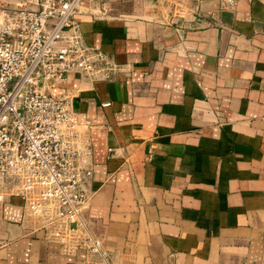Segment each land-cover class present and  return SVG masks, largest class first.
Returning a JSON list of instances; mask_svg holds the SVG:
<instances>
[{
  "label": "crops",
  "instance_id": "1",
  "mask_svg": "<svg viewBox=\"0 0 264 264\" xmlns=\"http://www.w3.org/2000/svg\"><path fill=\"white\" fill-rule=\"evenodd\" d=\"M77 20L115 69L51 92L74 96L91 140L83 219L109 263L264 264V4L145 0ZM0 264L102 263L64 253L6 195Z\"/></svg>",
  "mask_w": 264,
  "mask_h": 264
},
{
  "label": "built area",
  "instance_id": "2",
  "mask_svg": "<svg viewBox=\"0 0 264 264\" xmlns=\"http://www.w3.org/2000/svg\"><path fill=\"white\" fill-rule=\"evenodd\" d=\"M171 6L178 0H157ZM264 4V0H258ZM86 0H0V200L17 195L25 214L66 254L80 249L110 264L85 224L92 194V143L68 76L109 79L115 64L84 40L77 15ZM233 9L238 0H220Z\"/></svg>",
  "mask_w": 264,
  "mask_h": 264
},
{
  "label": "rangeland",
  "instance_id": "3",
  "mask_svg": "<svg viewBox=\"0 0 264 264\" xmlns=\"http://www.w3.org/2000/svg\"><path fill=\"white\" fill-rule=\"evenodd\" d=\"M144 1L145 0H86L85 4L83 5V9L80 13L83 14L86 12L95 11L96 13L101 15H108L109 13H112L113 10L116 13L131 11V9L137 11L138 7L143 5ZM156 4L160 3L156 2ZM164 4L167 6L169 5L166 3ZM115 6L117 7L114 9Z\"/></svg>",
  "mask_w": 264,
  "mask_h": 264
}]
</instances>
